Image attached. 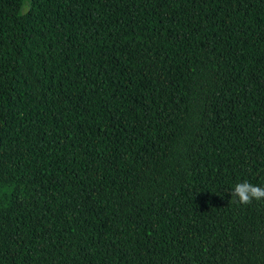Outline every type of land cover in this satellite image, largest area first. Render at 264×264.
I'll return each mask as SVG.
<instances>
[{
	"label": "trees",
	"instance_id": "16d2710c",
	"mask_svg": "<svg viewBox=\"0 0 264 264\" xmlns=\"http://www.w3.org/2000/svg\"><path fill=\"white\" fill-rule=\"evenodd\" d=\"M264 0H0V264H264Z\"/></svg>",
	"mask_w": 264,
	"mask_h": 264
},
{
	"label": "clouds",
	"instance_id": "9594fccd",
	"mask_svg": "<svg viewBox=\"0 0 264 264\" xmlns=\"http://www.w3.org/2000/svg\"><path fill=\"white\" fill-rule=\"evenodd\" d=\"M231 196L235 197L241 205H250L254 200H264V187L244 181L234 186Z\"/></svg>",
	"mask_w": 264,
	"mask_h": 264
}]
</instances>
